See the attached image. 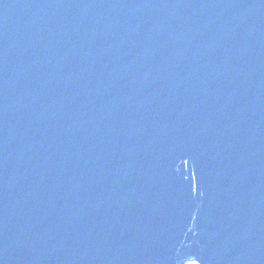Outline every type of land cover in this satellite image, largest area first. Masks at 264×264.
Segmentation results:
<instances>
[{"label":"water","instance_id":"obj_1","mask_svg":"<svg viewBox=\"0 0 264 264\" xmlns=\"http://www.w3.org/2000/svg\"><path fill=\"white\" fill-rule=\"evenodd\" d=\"M0 264H264V0H0Z\"/></svg>","mask_w":264,"mask_h":264}]
</instances>
